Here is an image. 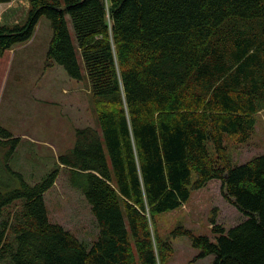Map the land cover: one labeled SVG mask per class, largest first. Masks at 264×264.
<instances>
[{"label": "trees", "instance_id": "1", "mask_svg": "<svg viewBox=\"0 0 264 264\" xmlns=\"http://www.w3.org/2000/svg\"><path fill=\"white\" fill-rule=\"evenodd\" d=\"M41 16L52 30L45 65L80 79V52L99 129L77 130L33 184L5 161L21 186L0 178V261L167 264L161 214L220 180L243 218L227 231L212 219L216 241L185 226L171 233L189 237L195 258L212 254L211 264H264V152L235 164L225 142H246L264 108V0H29L21 21L0 22V54L29 40ZM18 142L0 125L6 160ZM60 169L95 218L89 246L49 219L43 194Z\"/></svg>", "mask_w": 264, "mask_h": 264}, {"label": "rangeland", "instance_id": "2", "mask_svg": "<svg viewBox=\"0 0 264 264\" xmlns=\"http://www.w3.org/2000/svg\"><path fill=\"white\" fill-rule=\"evenodd\" d=\"M25 1L27 6L28 0ZM18 3L8 10L7 17H0L2 22L18 19L9 21L11 16L17 15ZM67 24L76 44L68 17ZM51 34L49 20L41 16L29 40L0 54V125L19 138L8 160L4 152H0V178L5 179L10 188H19L21 184L19 178L2 169L5 161L12 171L21 174L23 181L33 184L56 166L58 155L72 147L77 130L87 126L99 129L80 52L77 50L80 79L70 77L57 63L45 65ZM225 142L235 164L263 153L264 108L255 114V128L246 142L237 143L232 137L225 138ZM65 170L60 169L54 185L43 194L48 216L89 246L98 236L96 221L83 192L70 185ZM6 189L2 187V191ZM161 215L159 234L173 247L167 264H211L214 258L212 254L195 258L199 250L191 245L189 237L171 233L177 226H185L196 235L205 234L216 241L212 219L227 231L243 218L224 197L220 180H211L204 187L192 190L184 206ZM0 264L3 263L0 261Z\"/></svg>", "mask_w": 264, "mask_h": 264}, {"label": "crops", "instance_id": "3", "mask_svg": "<svg viewBox=\"0 0 264 264\" xmlns=\"http://www.w3.org/2000/svg\"><path fill=\"white\" fill-rule=\"evenodd\" d=\"M29 1V0H28ZM28 1H27V6H26V1L25 0H22V1H19V0H9V1H6V2H0V8L2 7V9H0V17H7V13H8V10H10L11 8H13L18 2L19 6L16 8L17 10L15 11V13H17L16 16L12 17L9 19V21H11L12 19H14L16 17L17 20H14V21H11V22H2L1 19H0V22L3 23V24H14L18 21H21L25 15H26V12H27V9H28ZM21 5V6H20ZM6 8V9H4ZM4 9V10H3ZM14 13V14H15ZM19 16H21L19 18Z\"/></svg>", "mask_w": 264, "mask_h": 264}]
</instances>
